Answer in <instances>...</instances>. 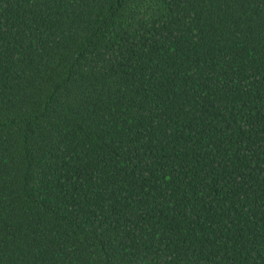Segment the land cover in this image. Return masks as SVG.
<instances>
[{"label": "trees", "instance_id": "obj_1", "mask_svg": "<svg viewBox=\"0 0 264 264\" xmlns=\"http://www.w3.org/2000/svg\"><path fill=\"white\" fill-rule=\"evenodd\" d=\"M0 264H264V0H0Z\"/></svg>", "mask_w": 264, "mask_h": 264}]
</instances>
